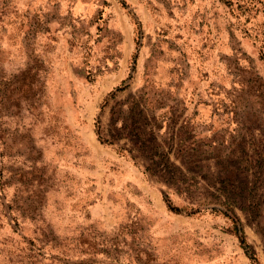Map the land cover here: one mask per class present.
I'll list each match as a JSON object with an SVG mask.
<instances>
[{"label":"rangeland","instance_id":"rangeland-1","mask_svg":"<svg viewBox=\"0 0 264 264\" xmlns=\"http://www.w3.org/2000/svg\"><path fill=\"white\" fill-rule=\"evenodd\" d=\"M0 264H264V0H0Z\"/></svg>","mask_w":264,"mask_h":264},{"label":"trees","instance_id":"trees-1","mask_svg":"<svg viewBox=\"0 0 264 264\" xmlns=\"http://www.w3.org/2000/svg\"><path fill=\"white\" fill-rule=\"evenodd\" d=\"M178 211V210H177Z\"/></svg>","mask_w":264,"mask_h":264}]
</instances>
